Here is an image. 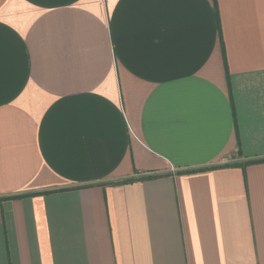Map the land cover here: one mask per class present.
Returning <instances> with one entry per match:
<instances>
[{
  "label": "crops",
  "instance_id": "obj_1",
  "mask_svg": "<svg viewBox=\"0 0 264 264\" xmlns=\"http://www.w3.org/2000/svg\"><path fill=\"white\" fill-rule=\"evenodd\" d=\"M0 264H264V0H0Z\"/></svg>",
  "mask_w": 264,
  "mask_h": 264
},
{
  "label": "trees",
  "instance_id": "obj_2",
  "mask_svg": "<svg viewBox=\"0 0 264 264\" xmlns=\"http://www.w3.org/2000/svg\"><path fill=\"white\" fill-rule=\"evenodd\" d=\"M124 181L129 182V181H131V179H126V180H124Z\"/></svg>",
  "mask_w": 264,
  "mask_h": 264
}]
</instances>
